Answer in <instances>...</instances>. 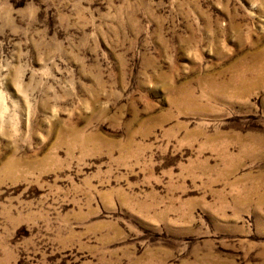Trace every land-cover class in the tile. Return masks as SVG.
Wrapping results in <instances>:
<instances>
[{"label":"rangeland","instance_id":"rangeland-1","mask_svg":"<svg viewBox=\"0 0 264 264\" xmlns=\"http://www.w3.org/2000/svg\"><path fill=\"white\" fill-rule=\"evenodd\" d=\"M262 74L264 0H0V264H264Z\"/></svg>","mask_w":264,"mask_h":264},{"label":"bare ground","instance_id":"bare-ground-1","mask_svg":"<svg viewBox=\"0 0 264 264\" xmlns=\"http://www.w3.org/2000/svg\"><path fill=\"white\" fill-rule=\"evenodd\" d=\"M264 74H262V76H263ZM259 76V75H258ZM258 78V77H257ZM235 81V80H234ZM237 81V80H236Z\"/></svg>","mask_w":264,"mask_h":264}]
</instances>
